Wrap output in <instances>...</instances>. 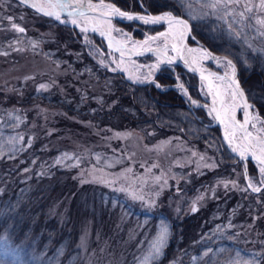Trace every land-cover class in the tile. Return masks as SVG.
Returning <instances> with one entry per match:
<instances>
[{"label":"rangeland","instance_id":"obj_1","mask_svg":"<svg viewBox=\"0 0 264 264\" xmlns=\"http://www.w3.org/2000/svg\"><path fill=\"white\" fill-rule=\"evenodd\" d=\"M253 3H258V0H253ZM182 8L195 27L210 28L213 39H217L222 46L225 45L224 48H229L246 66H252L256 59L264 64V35L260 34L264 29L258 32V25L243 27L236 24L230 32L228 25L215 16L190 19L187 13L192 11L195 14V10L201 9V5L195 0L191 6L185 3ZM8 17H12V20ZM245 19L246 23L255 25V19ZM39 22L21 4L12 0H0V101L12 104L9 97L15 96L14 94L20 97L32 94L34 97L54 96L73 103L79 101L84 107H88L93 101L98 106L103 105L105 99L90 92L95 93V89L101 92L94 81L70 74L60 62H53L50 56L43 55V43L50 33L40 31L37 28ZM13 23L25 28V32L15 31ZM114 24L131 34L136 41H142L146 36L142 34V38H136L120 22L114 20ZM242 27L243 31H240ZM78 34L86 52L100 69L117 68L120 61L117 53L90 33L78 31ZM115 35L121 37L120 33ZM30 41L37 42V46L33 47ZM134 61L139 66L127 59L116 70L124 72L133 82L138 77L153 79L154 74L162 66H166L161 65L149 76V66L156 62V57L145 60L138 58ZM220 66L225 70L229 69L224 63ZM174 76L177 84H183L180 77ZM41 84L47 85V88L39 89ZM179 85L176 89L185 98L189 109L199 108L191 103L192 100L200 105L206 103L202 92V100L189 98ZM205 111L208 114L206 109ZM241 112L238 111L239 119ZM21 136L23 139H20ZM217 142L210 141L213 149L208 151L187 143L179 136L144 140L129 129L97 125L80 119L75 113L71 115L62 108L33 104L20 109L13 104H1L0 159L16 157L20 151L30 146L38 149L35 153L39 155L40 162L37 165L36 158L30 160L28 170L31 173L28 179L41 172L48 173L53 165L68 168L72 172V178L79 188L76 192L78 198H66L63 203L53 206L50 214L59 215V220L63 222L72 209L71 215L79 223V239L74 251L67 257L64 245L50 254L44 251L34 252L32 242L26 240L15 243L10 239L9 233L2 229L0 264H74L76 261L81 264H139L148 255V242L156 236L162 222L169 227L168 244L173 222L189 212L195 213L201 207L208 208L207 216L211 224L199 239L200 245H193L194 254L188 255L183 263L177 258L167 264H243L253 258L256 264H264V192L251 196L244 180L246 175L248 182L258 181L259 168L256 177L250 176L244 172L243 163L237 166L230 159L227 163V175L205 181V186H200L192 193L191 184L195 179L192 175L202 178L204 173L219 167ZM193 152L196 153L195 156ZM65 153L71 158L56 164V158ZM201 156L204 157L203 161L200 160ZM77 161L78 166H73ZM206 164L215 166L206 167ZM25 176L22 171L18 173L20 178ZM101 176L107 179L119 176V179L115 185L106 186L94 180V177ZM157 176L161 177L158 182ZM203 181L204 179L201 180ZM83 185L86 186L85 189L81 188ZM121 186L142 187L146 199H155L154 207L148 208L144 203L132 201L124 193L114 190ZM8 193L12 194V191L8 190ZM66 201L68 202L64 204ZM193 206L197 209L195 212L192 211ZM6 211L8 210L1 207L0 217ZM165 248L156 261L149 260L148 264L161 260Z\"/></svg>","mask_w":264,"mask_h":264},{"label":"trees","instance_id":"obj_2","mask_svg":"<svg viewBox=\"0 0 264 264\" xmlns=\"http://www.w3.org/2000/svg\"><path fill=\"white\" fill-rule=\"evenodd\" d=\"M125 10L150 12L170 10L175 14L186 16L178 0H110ZM31 15L36 16L31 11ZM37 28L49 32V38L43 43L44 56H50L54 62H60L62 67L70 74L80 75L81 78H90L98 90L90 91L93 95H100L105 99L103 105L96 102L84 107L81 102H69L67 99H58L45 96H26L14 94L9 97L10 103L23 109L24 105L41 104L43 106L58 107L80 119L93 121L98 125H110L116 129H130L146 139H157L167 135H179L191 144L212 150L213 146L208 138L218 140L219 167L204 174L202 178L195 179L191 184L192 193L200 186H205V181L214 177L227 175L228 161L231 159L226 149L219 140L216 127L203 131L204 123H210V117L198 108L196 113L201 122L196 119L186 105L184 98L173 88L176 84L173 73L168 67L162 68L155 75V82L164 86L161 91L154 84L139 85L125 80L123 75L102 70L87 55L80 38L74 29L58 25L41 16ZM130 29L131 24H123ZM136 31L141 36L143 31H155L161 27L140 26ZM196 36L212 51L230 56L239 68V78L249 100L254 103L258 113L264 118V67L259 60L252 62L248 67L229 48H224L217 39H213L210 28H197L192 24ZM263 64V65H262ZM183 83L191 96L200 98L198 80L195 76L185 73L176 67ZM92 99V97H90ZM79 103V104H78ZM211 136V137H210ZM211 139V141H213ZM217 146V147H218ZM38 148V147H37ZM38 149H25L18 157L0 160V208L8 211L0 217V232L2 229L9 233L10 239L15 243L28 240L34 244V252L44 251L53 253L61 245L65 246L64 254L70 256L75 247L79 234V223L73 219L70 212L61 222L59 215L52 216L50 210L58 203H63L72 196L78 198L77 182L71 177V172L65 168L53 167L48 173H38L28 179L30 160L36 158L40 162ZM40 152V150L38 151ZM35 153V154H34ZM236 165L238 162L236 161ZM25 173V177H18V173ZM248 171L256 175V167L249 162ZM16 172H18L16 174ZM204 179L203 182L201 180ZM85 185L81 188L85 189ZM202 188V187H201ZM12 191V194L8 193ZM71 204V203H70ZM214 204V203H212ZM212 205H210L211 207ZM206 207H201L195 213L189 212L183 218L173 222V237L166 248L165 258L158 264L179 258L183 263L186 254L193 253V245L202 233L209 228L211 221L208 218ZM74 264H81L79 261Z\"/></svg>","mask_w":264,"mask_h":264},{"label":"snow or ice","instance_id":"obj_3","mask_svg":"<svg viewBox=\"0 0 264 264\" xmlns=\"http://www.w3.org/2000/svg\"><path fill=\"white\" fill-rule=\"evenodd\" d=\"M195 2L201 5V9L195 10V14L192 11L187 13L190 19L215 16L228 25L230 32L236 24H241L243 27L258 25V32L260 29H264V0H258V3H253V0H195ZM21 3H27V0H21ZM185 3L191 6L193 0H180L181 7H184ZM30 6L39 12H43L44 15L54 17L60 23L67 24L70 22L74 27L79 28L81 33L86 34L91 31L92 33H99L102 38L107 39L108 48L120 54L119 64L116 69H112L113 71L119 70L120 65L124 63L126 53L129 55L132 53L136 55H142L145 52L153 53L156 56V62L149 66V76L161 65H173L177 60H183L191 72L200 70L194 66L198 59L200 61L216 60L218 64L221 63L218 58L204 49L199 50L198 57L192 55L190 62L189 56L197 53V49L188 48L186 45V39L190 38L189 21L174 15L171 11L159 15H134L121 10L114 3H105L104 0H99L98 3H93V0H48L47 4L38 6L33 3ZM61 13H66L67 19H62ZM257 13L259 15H256ZM116 18L129 21L140 20L145 24L166 23L168 28L156 35H146L142 41H133L129 35L114 27L113 20ZM245 18H247V21L255 19V25L246 23ZM8 19L12 20V17H8ZM243 27L240 31H243ZM12 28L19 33L25 32V28L15 23L12 24ZM113 33H120L122 39L116 40ZM260 34L264 35V32H260ZM85 39L87 40V36H85ZM30 43L33 47L37 46L35 41H30ZM153 45H156V47L154 48ZM16 50L22 51L23 49ZM169 53H172V55H169ZM101 65L103 66V61H101ZM227 67L231 69V75L226 72L222 76L216 73H209L205 76L201 70V92L206 97H211V104L200 105L195 100H192L191 103L197 107H204L212 120L223 127L224 141L231 152L240 157L241 161L249 157L257 161L260 179L256 182L249 180L247 187L251 189V192L261 194L264 192V120L259 115H250L252 106L244 98L245 94L235 80L236 73L231 60L227 61ZM147 80L148 77H138L135 82L144 83ZM179 87L183 89L184 86L180 84ZM46 88L47 85H39V89ZM238 111H242L244 114L242 121L237 119ZM20 139H23V136ZM28 143L31 144V139ZM195 155L196 153L193 152V156ZM70 158L65 153L58 156L55 163L61 164L65 159ZM200 160L203 161L204 157L201 156ZM78 164L79 161L73 166H78ZM205 166L214 167L215 165L206 164ZM153 167H156V165H153ZM127 171L131 172V169ZM118 179L119 176L113 179H107L103 176L94 177V180L102 182L106 186L115 185ZM160 180L161 177L157 176L156 181ZM164 183L166 184L167 181L165 180ZM232 183L235 184L234 181ZM225 187H227V183ZM114 190L124 193L132 201L144 203L148 208L154 207L156 202L154 198H145L142 187L138 189L132 186H121ZM156 195H159V193H156ZM196 210V207L193 206L192 211L195 212ZM169 234V227L162 222L158 227L156 236L148 242V255L144 256L139 264H148L149 260L156 261L163 254ZM243 264H256V261L253 258L244 261Z\"/></svg>","mask_w":264,"mask_h":264},{"label":"water","instance_id":"obj_4","mask_svg":"<svg viewBox=\"0 0 264 264\" xmlns=\"http://www.w3.org/2000/svg\"><path fill=\"white\" fill-rule=\"evenodd\" d=\"M23 4H25V5L28 6L29 8L35 10L37 13H39V14L45 16V17H48V18H51V19H55L54 17H49V16H47V15H44L43 12H39V11H37L35 8L31 7L30 5H31L32 3H30L28 0H27V3H23ZM117 7H118V6H117ZM121 10H122V9H121ZM123 11H124V10H123ZM128 12H130V11H128ZM130 13H132V14H134V15H144V14L137 13V12H130ZM159 14H162V13L147 14V15H159ZM173 14H174V13H173ZM174 15H176V14H174ZM62 16H67V15H66V13H61V18H62ZM176 16H179V15H176ZM179 17L185 19V18L182 17V16H179ZM116 19H117V20H120V21H121V20L124 21L123 19H119V18H116ZM125 20H127V19H125ZM131 21H133V20H131ZM134 21H136V22H138L139 24H142V25H150V26L167 25L166 23H160V24H145L143 21H140V20H134ZM65 25H72V24L67 23V24H65ZM189 27H190V25H189ZM76 28H77V27H76ZM163 31H164V30L158 31V32L155 33V35H156L157 33H159V32H163ZM94 34H97L101 39H103L104 41H107V39L102 38V37L99 35V33H94ZM190 38L194 41V43H195L196 45L199 46V50H201V49L207 50V51H209V52L212 54V56L218 58L219 60H222V61H225V62H227L228 60H231V61H232V65L234 66V68H235V73H236V75H235V80H236L237 83L239 84L240 89L244 92V94H245V97H244V98L247 100L248 104L252 106V104L250 103V101H249L248 98H247V95H246L245 90L243 89V87L241 86V84H240V82H239V80H238V77H237V76H238V69H237V66H236L235 62H234L232 59H230L229 57H227V56H224V55H220V54L214 53V52L210 51L208 48L204 47L203 43H202L201 41H199L196 37L193 36V34H192V32H191V28H190ZM188 39H189V38L186 39V45H187V47L189 46V45H188ZM146 54H152V53L145 52V53H143L142 55H146ZM142 55H136L135 53H132V54L130 55V57L135 58V57H139V56H142ZM169 55H171V54H169ZM186 55H187V54H186ZM189 60H190V62H191V57H190V56H189ZM205 62H211L213 65L217 66L216 63L214 62V60H206ZM201 64L203 65V62H201ZM173 65L180 66L181 68H183V69H184L185 71H187L188 73H191V74L195 75V76L199 79V81H200L201 83H202V81H201V79H200L201 70L203 71V74H204L205 76H207L209 73H216L217 75H221V76L224 75V74L226 73V72L223 71V70H221V71H217V70H214V69H210L209 67H206V68H208V69L206 70L205 68H201V67H200L199 65H197V64H195L194 66L197 67V68L200 69V70H198V71H196V72H191V71L188 70V66L185 65V63H184L183 60H177ZM209 71H211V72H209ZM228 74L231 75V69H230V72H229ZM250 115H252V108H251V111H250ZM243 119H244V116H243ZM215 125L219 128L220 133H221V136H222V138H223V136H224V129H223V127H222L221 125H219L218 122H216V121H215ZM223 142H224L225 146L228 148V145H227V143L224 141V139H223ZM228 150H229V152H230L231 154H233L235 157H237L238 160H240V157H239L237 154L232 153L231 150H230L229 148H228ZM244 161H245V162H246V161H253V162H256V163H257V161L252 160L251 157H249L248 159H246V160H244Z\"/></svg>","mask_w":264,"mask_h":264},{"label":"bare ground","instance_id":"obj_5","mask_svg":"<svg viewBox=\"0 0 264 264\" xmlns=\"http://www.w3.org/2000/svg\"><path fill=\"white\" fill-rule=\"evenodd\" d=\"M99 2V0H97V1H93V3H98ZM105 3H108V2H105ZM113 25H114V27L116 28V29H120V30H122V32L123 33H125V34H127V35H129L130 37H131V39L133 40V41H136V40H134V38L131 36V34H128V33H126L120 26H116L115 24H114V21H113ZM168 28V27H167ZM167 28H166V30H167ZM113 36H114V38L116 39V40H119V39H122V37H118V36H116L115 35V33H113ZM114 51V50H113ZM116 52V51H115ZM198 52V51H197ZM118 53V55L120 56V54H119V52H117ZM127 54V53H126ZM192 55H195V56H197L198 57V53H193V54H191V58H192ZM129 60H131L133 63H135L136 65H138L139 66V64L136 62V61H134L133 59H129ZM124 61H127V59L124 57ZM200 60L198 59V62L196 63V64H198V65H200ZM215 63H217V61H214ZM218 64V63H217ZM129 65H127V67H128ZM202 68H204L205 66H203V65H200ZM206 70L208 69V68H205ZM209 98V101H208V104L210 105L211 104V97H208ZM252 115H257V113L256 112H253L252 113ZM237 116H238V112H237ZM259 126V125H258ZM68 201H66L64 204H66ZM71 203V202H70ZM60 246H62L61 244H60Z\"/></svg>","mask_w":264,"mask_h":264}]
</instances>
